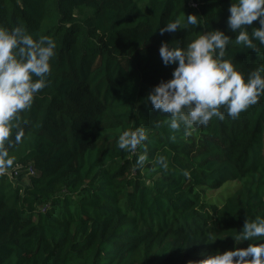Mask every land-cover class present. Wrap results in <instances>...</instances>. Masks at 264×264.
I'll return each mask as SVG.
<instances>
[{"label":"trees","instance_id":"16d2710c","mask_svg":"<svg viewBox=\"0 0 264 264\" xmlns=\"http://www.w3.org/2000/svg\"><path fill=\"white\" fill-rule=\"evenodd\" d=\"M234 2L0 0V27L56 43L46 86L19 114L25 135L9 149L14 164L0 174V264H189L252 243L234 237L247 219L264 218V94L239 118L221 109L223 120L187 135L146 100L178 66L164 65L163 42L186 48L220 30L246 80L264 68L258 40L259 54L235 44ZM191 14L198 25L187 24ZM182 15L181 29L160 34ZM247 27L251 34L259 20ZM139 127L147 139L135 152L119 149V135ZM228 180L240 185L223 204L205 199L203 188Z\"/></svg>","mask_w":264,"mask_h":264},{"label":"clouds","instance_id":"9594fccd","mask_svg":"<svg viewBox=\"0 0 264 264\" xmlns=\"http://www.w3.org/2000/svg\"><path fill=\"white\" fill-rule=\"evenodd\" d=\"M229 12L228 27L238 33L235 44L259 54L260 49L253 40L264 45V0H235ZM186 17L188 25H198L199 16ZM257 20L260 27L253 28L250 34L247 26ZM183 22V15L177 17L160 28V34L174 33L181 29ZM230 40L224 32L210 30L198 35L186 48L170 47L167 42L161 44L159 51L164 65L178 63V66L173 78L161 81L146 100L155 109L169 114L164 123L173 132L183 126L187 135L194 125L206 126L213 117L223 120L225 113L221 109H225L232 119H237L264 94V68L252 71L246 80L231 60L226 59ZM55 48L56 43L51 37L40 36L36 40L23 26L11 30L0 27V174L14 164L15 158L10 156L9 149L20 144L25 135L19 124V114L31 108L34 94L46 86ZM33 76L39 79L34 82ZM13 128L17 129L14 140ZM146 139L144 128L127 129L119 135L117 146L135 152ZM171 139L175 141V135ZM146 159V155H140L137 166L142 167ZM156 164L167 170L165 156L158 155ZM262 237L264 218L247 219L243 231L234 237L237 242L251 240L247 248L217 252L200 261H189V264H264V243H258Z\"/></svg>","mask_w":264,"mask_h":264},{"label":"rangeland","instance_id":"374dc122","mask_svg":"<svg viewBox=\"0 0 264 264\" xmlns=\"http://www.w3.org/2000/svg\"><path fill=\"white\" fill-rule=\"evenodd\" d=\"M28 176H24L21 180L23 183H27ZM240 185L238 180H228L220 188H203L204 197L207 201L216 204H223L225 199L231 195Z\"/></svg>","mask_w":264,"mask_h":264},{"label":"built area","instance_id":"2783aa9c","mask_svg":"<svg viewBox=\"0 0 264 264\" xmlns=\"http://www.w3.org/2000/svg\"><path fill=\"white\" fill-rule=\"evenodd\" d=\"M28 171L34 172L32 167H28Z\"/></svg>","mask_w":264,"mask_h":264}]
</instances>
